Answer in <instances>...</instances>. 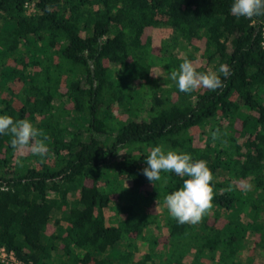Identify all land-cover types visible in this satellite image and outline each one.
<instances>
[{"label": "trees", "instance_id": "trees-1", "mask_svg": "<svg viewBox=\"0 0 264 264\" xmlns=\"http://www.w3.org/2000/svg\"><path fill=\"white\" fill-rule=\"evenodd\" d=\"M232 3L0 0V69H13L0 115L29 120L50 149L16 162L0 135L1 246L26 264H264V18L237 19ZM185 59L231 75L215 92L150 82ZM156 146L207 162L199 224L159 211L187 177L152 184Z\"/></svg>", "mask_w": 264, "mask_h": 264}, {"label": "clouds", "instance_id": "clouds-1", "mask_svg": "<svg viewBox=\"0 0 264 264\" xmlns=\"http://www.w3.org/2000/svg\"><path fill=\"white\" fill-rule=\"evenodd\" d=\"M230 13L237 19L250 21L264 18V0H233ZM220 74L227 79L231 69L222 64L219 74L212 70L201 72L197 64L185 59L178 70L170 72V79L176 82L180 92L186 94L201 88L215 92L225 86ZM0 135H9L12 148L21 156L31 154L44 158L50 154L45 133L27 119L14 120L11 116L0 115ZM216 138L217 133H213V139ZM145 162L147 167L143 169V175L152 184H166V176L162 174L187 177L183 179L182 187L166 195L164 201L171 217L179 224H199L211 212L214 199L213 174L206 161H193L188 153L165 152L161 146H156Z\"/></svg>", "mask_w": 264, "mask_h": 264}, {"label": "rangeland", "instance_id": "rangeland-1", "mask_svg": "<svg viewBox=\"0 0 264 264\" xmlns=\"http://www.w3.org/2000/svg\"><path fill=\"white\" fill-rule=\"evenodd\" d=\"M3 27H5L7 29H11L12 25L8 24V23H3ZM169 37L170 36H169L167 30H165V29L159 30V31H157L155 33L154 44L155 45H160L163 40L169 39ZM179 49H181V51H185V52L191 51L190 47L188 46L186 41H183V42L181 41L180 42ZM38 51H39V54L42 55V56L48 54L44 45H41L38 48ZM12 70L13 69L10 68V67H6V68H3V69H0V98L2 96V93H3L6 85L8 84V81L11 79ZM150 82L151 83H156L157 85H160L162 87H169V88H172V87L177 85L175 81L170 79V75H166L164 73V71L162 70V68L160 66H157V67L153 68V70H152V78H151ZM143 116H145V113L143 114ZM64 122H65V124L67 123V121H65V120H64ZM197 138H200L199 134H197ZM27 155H29V154H27ZM16 156H17L16 162H19L20 158L26 157V155L21 156L19 154H17ZM116 162L117 161H112V162L109 163V167H110L109 172L110 173L115 171V168L112 166V163L115 164ZM159 211L161 212L162 215H164L165 212H167L166 205L165 206L164 205L161 206ZM248 255H249L248 252H245L244 253V258L246 259L248 257Z\"/></svg>", "mask_w": 264, "mask_h": 264}, {"label": "built area", "instance_id": "built-area-1", "mask_svg": "<svg viewBox=\"0 0 264 264\" xmlns=\"http://www.w3.org/2000/svg\"><path fill=\"white\" fill-rule=\"evenodd\" d=\"M26 8L30 10L31 13H35L37 10L36 3H27ZM0 264H26L18 260L14 252H9L7 249L0 245Z\"/></svg>", "mask_w": 264, "mask_h": 264}]
</instances>
